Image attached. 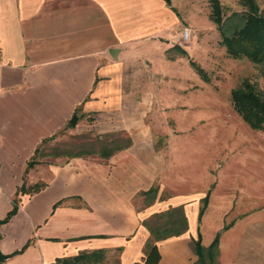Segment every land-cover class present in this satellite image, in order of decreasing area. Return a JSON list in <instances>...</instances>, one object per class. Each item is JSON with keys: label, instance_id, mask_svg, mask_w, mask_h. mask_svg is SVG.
I'll use <instances>...</instances> for the list:
<instances>
[{"label": "crops", "instance_id": "crops-1", "mask_svg": "<svg viewBox=\"0 0 264 264\" xmlns=\"http://www.w3.org/2000/svg\"><path fill=\"white\" fill-rule=\"evenodd\" d=\"M181 21L165 0H0V220L16 206L0 223V264L115 247L118 264H144L142 221L170 207L183 208L187 228L156 242L155 264H196L193 242L200 234L207 246L217 232L220 264H264V220L226 221L233 208L209 194L199 221L210 191L166 174L170 160L156 148L148 114L175 100L157 97L152 77L171 89L163 82L180 64L167 54L180 43ZM85 132L98 148L43 151ZM181 184L189 187L162 197ZM153 187L154 198L145 193Z\"/></svg>", "mask_w": 264, "mask_h": 264}, {"label": "rangeland", "instance_id": "rangeland-1", "mask_svg": "<svg viewBox=\"0 0 264 264\" xmlns=\"http://www.w3.org/2000/svg\"><path fill=\"white\" fill-rule=\"evenodd\" d=\"M219 1L224 16L244 10L240 0ZM255 1L264 9V0ZM170 3L185 18L181 21L178 46L188 57L183 56L179 48L168 50V57L177 56L179 60V85L174 86L170 81L177 77L169 71L168 81L163 83L171 89L161 91L158 77H152L151 88L157 97H166L165 94L174 97L175 105L155 107L147 120L151 122L152 133L160 138L156 140V148L165 147L170 160L166 174H184L192 179V191L201 188L206 193L208 190L210 197L217 195L214 200L209 197V202L235 208L236 211L232 210L225 217L226 221L250 213L253 221L264 220V131L250 127L231 104V90L243 79L251 80L262 89L264 77L252 61L231 58L227 54L220 44L216 25L209 20L208 0H170ZM184 28L189 31V40L181 36ZM190 59L203 70L205 79L189 64ZM126 135L125 132L118 134L124 144ZM88 138L93 139V146L85 144ZM63 140L66 141L57 146H45L43 151L62 155L68 151L98 148L90 132L66 133ZM38 156H42L41 152ZM188 187L167 186L161 192L162 197L182 193Z\"/></svg>", "mask_w": 264, "mask_h": 264}, {"label": "trees", "instance_id": "trees-1", "mask_svg": "<svg viewBox=\"0 0 264 264\" xmlns=\"http://www.w3.org/2000/svg\"><path fill=\"white\" fill-rule=\"evenodd\" d=\"M170 5V0H165ZM211 8L209 20L216 25L220 34V44L226 48L231 58H246L256 64L264 77V9L257 5L255 0H240L244 10L231 12L224 16L223 6L219 0H208ZM179 48L182 55L188 57L185 50L175 44L171 49ZM189 64L204 78L203 70L191 59ZM205 79V78H204ZM231 104L239 116L253 129L264 131V87L258 86L249 79H243L239 85L231 90ZM32 161L28 166L32 165ZM153 198L156 188L147 190ZM210 192L202 199V206L198 213V220L207 207ZM15 205L1 222L7 221L15 210ZM147 227L149 238L144 244V264H155L158 258L156 242L182 233L187 228L182 207H170L167 211L154 213L149 219L143 220ZM219 236H214L210 244L201 243L200 234L193 242L197 256L196 264H220L219 261ZM122 248L115 247L109 254L106 249L80 251L71 257H60L49 264H118ZM133 264H139L137 262Z\"/></svg>", "mask_w": 264, "mask_h": 264}, {"label": "built area", "instance_id": "built-area-1", "mask_svg": "<svg viewBox=\"0 0 264 264\" xmlns=\"http://www.w3.org/2000/svg\"><path fill=\"white\" fill-rule=\"evenodd\" d=\"M181 36H182V38L184 39V40H189V31H188V29L187 28H184V30L182 31V33H181Z\"/></svg>", "mask_w": 264, "mask_h": 264}, {"label": "water", "instance_id": "water-1", "mask_svg": "<svg viewBox=\"0 0 264 264\" xmlns=\"http://www.w3.org/2000/svg\"><path fill=\"white\" fill-rule=\"evenodd\" d=\"M4 256L0 253V261L3 260Z\"/></svg>", "mask_w": 264, "mask_h": 264}]
</instances>
